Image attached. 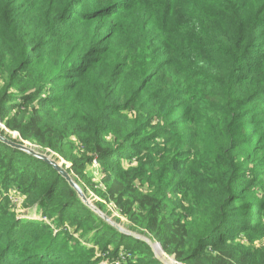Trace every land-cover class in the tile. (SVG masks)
<instances>
[{
    "label": "trees",
    "instance_id": "obj_1",
    "mask_svg": "<svg viewBox=\"0 0 264 264\" xmlns=\"http://www.w3.org/2000/svg\"><path fill=\"white\" fill-rule=\"evenodd\" d=\"M0 120L176 261L264 264V0H0ZM104 259L164 264L0 140V264Z\"/></svg>",
    "mask_w": 264,
    "mask_h": 264
},
{
    "label": "water",
    "instance_id": "obj_2",
    "mask_svg": "<svg viewBox=\"0 0 264 264\" xmlns=\"http://www.w3.org/2000/svg\"><path fill=\"white\" fill-rule=\"evenodd\" d=\"M0 140L2 142H5L25 153H28L30 155H33L39 159H42L52 165L69 183L71 188L76 192L78 198L95 214H97L103 221H105L107 224L114 227L117 231H120L122 233H125L127 235L133 236L135 238L141 239L145 242H147L153 249L155 256L158 260H160L164 264H183L173 257L174 263L169 262L167 259H165L161 251L164 252V250L161 247V244L159 242H153L152 239L149 237L150 235L144 234V233H138L136 231L131 230L130 228L125 227L123 224L117 222L112 216H110L107 212L102 210L88 195L86 188L81 184L79 179L76 177L75 174H73L72 171H70L71 164L67 162L64 159L56 158L55 156L50 155L48 152L40 151L35 148H33L31 145H27L24 143L15 142L8 137H6L4 134L0 132ZM159 248H156L157 246ZM160 251H159V250Z\"/></svg>",
    "mask_w": 264,
    "mask_h": 264
},
{
    "label": "rangeland",
    "instance_id": "obj_3",
    "mask_svg": "<svg viewBox=\"0 0 264 264\" xmlns=\"http://www.w3.org/2000/svg\"><path fill=\"white\" fill-rule=\"evenodd\" d=\"M0 126L4 128V125H3L1 120H0ZM7 132L9 134H11L13 136V138H17L18 137L17 132H10L9 130H7ZM23 143L27 144V145H31L32 147H34L37 150L43 151L40 147H38L37 145L32 144L31 142L23 141ZM44 152H46V151H44ZM50 155L55 156L54 153H51ZM94 165L96 167H95V171H93V175L95 176L96 180H99L100 174H101L100 173V168H99V165H97V163H94ZM81 184L83 186H85L84 183L81 182ZM86 190H87V193H88L89 197L93 201L98 198L97 195L94 192H92L90 189H86ZM17 195L18 194H16V193H15V195L11 193L13 201L15 202V205H16V209L15 210H17V214H18L17 218H25V219H29L30 218V219H43V220H46V222L49 225L52 226V228L54 229V232H57L56 225H55V223L52 220L43 217L40 213H38L36 211V209L34 207L33 208L32 207H24V198L21 195H19V196H17ZM108 209L111 210L112 216L120 217V215L118 214L116 209H114L109 204H108ZM120 219H121V224H123L125 227L129 228L130 224L128 223V221L125 218H120ZM144 234L150 235L149 237L152 239L153 242H158V241H156V239L149 232L145 231ZM74 236L79 238V239H81L82 243H84V244L88 243L86 240H83L82 238L79 237V236H81L80 233L75 234ZM256 244L257 245H264V239L262 241L256 242ZM156 248H158V246ZM161 254L169 262L174 263L173 257L169 256L168 254H166L165 252H162V251H161ZM107 263H109L108 259H104L101 262V264H107ZM117 263L118 264H123L120 259H117V260L114 261V264H117Z\"/></svg>",
    "mask_w": 264,
    "mask_h": 264
},
{
    "label": "bare ground",
    "instance_id": "obj_4",
    "mask_svg": "<svg viewBox=\"0 0 264 264\" xmlns=\"http://www.w3.org/2000/svg\"><path fill=\"white\" fill-rule=\"evenodd\" d=\"M34 148V147H33ZM159 248V247H158Z\"/></svg>",
    "mask_w": 264,
    "mask_h": 264
},
{
    "label": "built area",
    "instance_id": "obj_5",
    "mask_svg": "<svg viewBox=\"0 0 264 264\" xmlns=\"http://www.w3.org/2000/svg\"><path fill=\"white\" fill-rule=\"evenodd\" d=\"M118 264V263H117Z\"/></svg>",
    "mask_w": 264,
    "mask_h": 264
}]
</instances>
